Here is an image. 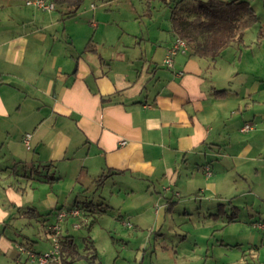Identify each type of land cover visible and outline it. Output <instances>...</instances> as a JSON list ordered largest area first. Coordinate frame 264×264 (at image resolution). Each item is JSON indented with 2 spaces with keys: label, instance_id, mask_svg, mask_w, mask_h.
Masks as SVG:
<instances>
[{
  "label": "crops",
  "instance_id": "1",
  "mask_svg": "<svg viewBox=\"0 0 264 264\" xmlns=\"http://www.w3.org/2000/svg\"><path fill=\"white\" fill-rule=\"evenodd\" d=\"M79 8L49 11L25 0H0V152L7 150L0 154V185L12 176L21 183L0 190V264H36L27 251L52 250L53 225L61 232L58 263L61 242L71 236L82 254L68 257L71 264H103L95 243L100 219H115L108 222L115 238L112 227L147 224L154 203L161 206L153 211L159 222L173 205L210 208L231 192L260 209L264 40L257 39L263 42L258 52L238 44L250 53L243 60L241 52L230 65L218 60L222 53L211 59L188 48L167 67L163 61L176 39L172 24L160 46L106 48L88 30L98 26L88 20L95 1L85 21L75 22ZM247 123L252 128L242 130ZM101 189L123 199L90 197ZM137 197L146 199L133 204ZM84 200L103 203L107 211L84 214L76 204ZM25 207L34 208L36 214L24 213L34 221L23 223L27 230L16 229L14 214ZM257 227L264 230V222Z\"/></svg>",
  "mask_w": 264,
  "mask_h": 264
},
{
  "label": "rangeland",
  "instance_id": "2",
  "mask_svg": "<svg viewBox=\"0 0 264 264\" xmlns=\"http://www.w3.org/2000/svg\"><path fill=\"white\" fill-rule=\"evenodd\" d=\"M94 1L96 10L94 16L92 11L88 14V20L94 19L98 26H89V22L86 26H89L90 32L96 31L94 38L100 41V46H114L116 49L123 46H141L148 49L150 46L166 43L171 35L169 31L171 8L159 0H84L77 11L75 22L85 21L83 14L90 11L89 6ZM196 2V0H182L179 5L180 12L186 8H194ZM250 2L260 21L247 31L245 42L251 44L253 50L258 52L263 43L261 41L257 44V32L264 23V2L263 0H250ZM61 10L63 11V8ZM83 29V26L78 25L77 31L82 32ZM84 31L86 32V29ZM260 40H264V37ZM238 46L234 42L225 47L218 60L230 62V65L238 61L237 57L241 52L244 53L243 60H245L250 51L246 52L245 48ZM6 151L2 150L0 154L3 155ZM2 170L0 168V175L3 173ZM17 181L16 177L12 176L5 184L0 185V190L10 183L19 187L21 183ZM94 191L90 197L95 201L99 200L100 195L110 201L123 199V195L120 199L115 197L116 194L112 196L111 191L107 189ZM229 191L233 189L230 188ZM235 195L238 193L231 192L228 198L215 200L214 206L210 208L206 206L191 209L188 202L187 209L182 204L179 207L173 205L163 212L160 222L157 221L153 211L155 208L160 210L161 206L159 203H154L153 209L147 213V224H141L138 229L121 225L119 228L112 227L115 238H112L109 230L111 227L108 225V222L113 225L115 219L104 216L100 219L103 227L95 230L99 258L102 259L103 264H264V244L260 246V239L264 238V230L257 227L264 222V200L256 201L260 209L258 206L252 208L246 203L245 198L240 199ZM145 199V197H137L133 200V204ZM248 200L251 201L252 198ZM218 201L222 204L217 205ZM232 203L238 204L240 209L231 207ZM23 209L25 211L26 207ZM24 211L19 213L16 210L14 214L15 217L17 216L14 220L16 229L27 230L23 223L34 221L26 217ZM234 211L239 212V218L229 222L227 214ZM129 223L132 225V222ZM86 230V228L82 229L75 234L82 235L81 232L87 233ZM18 237L24 241L22 235ZM253 244L259 245L258 248Z\"/></svg>",
  "mask_w": 264,
  "mask_h": 264
},
{
  "label": "trees",
  "instance_id": "3",
  "mask_svg": "<svg viewBox=\"0 0 264 264\" xmlns=\"http://www.w3.org/2000/svg\"><path fill=\"white\" fill-rule=\"evenodd\" d=\"M58 5L73 7L74 12L82 5L84 0H52ZM171 8L170 20L176 38L188 42L192 53L197 56L216 59L222 50L232 43L245 44V34L258 23L259 17L251 5L250 0H196L194 8H186L180 12L179 5L182 0H159ZM172 2V3H171ZM264 2V0H263ZM264 37V23L260 25L258 38ZM246 45V44H245ZM227 90H216V94H224ZM105 174L97 179L102 183ZM49 180H53L50 178ZM76 204L82 213L97 215L106 210L103 203H94L92 200L77 201ZM238 209V208H237ZM25 214H36L33 207L27 208ZM239 212L228 214V221H235ZM97 217V216H96ZM91 243V242H90ZM94 249V258L97 254ZM63 254V256H62ZM82 257L71 236L61 242V260L55 264H71L70 259ZM95 259L93 262H95Z\"/></svg>",
  "mask_w": 264,
  "mask_h": 264
},
{
  "label": "built area",
  "instance_id": "4",
  "mask_svg": "<svg viewBox=\"0 0 264 264\" xmlns=\"http://www.w3.org/2000/svg\"><path fill=\"white\" fill-rule=\"evenodd\" d=\"M26 4L28 5H33L37 8L43 9V10H55L56 9V4L55 2H53L52 0H25ZM189 47V44L186 40L181 39V38H176L173 41V44L169 47L168 52L164 58L163 64L167 67H172L173 66V61H174V57L175 55L180 52L183 51L185 52ZM252 128L251 124H245L242 127V130L244 131H248ZM30 137L31 134L27 133L26 136L24 137L25 141H26V145L29 147L30 146ZM127 141L126 140H122L121 144H126ZM206 170L208 171L207 173L210 174V167L207 166ZM73 214H80V209H73L72 210ZM64 215V212L60 213V216L62 217ZM76 227L79 226V224H75ZM52 227V234H51V238L54 244V247L52 250L46 251V252H42V253H36V252H31V251H27L28 255L30 256V259L32 260V262L36 263V264H52L54 262H57L59 260V252H60V227L59 225H53ZM22 250H25L24 248H22Z\"/></svg>",
  "mask_w": 264,
  "mask_h": 264
}]
</instances>
